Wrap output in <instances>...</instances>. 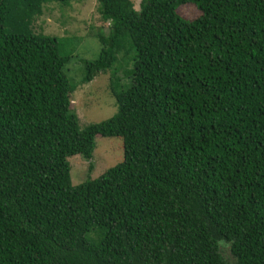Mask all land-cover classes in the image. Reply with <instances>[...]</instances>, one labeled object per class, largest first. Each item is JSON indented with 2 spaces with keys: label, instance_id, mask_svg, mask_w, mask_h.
I'll return each mask as SVG.
<instances>
[{
  "label": "trees",
  "instance_id": "trees-1",
  "mask_svg": "<svg viewBox=\"0 0 264 264\" xmlns=\"http://www.w3.org/2000/svg\"><path fill=\"white\" fill-rule=\"evenodd\" d=\"M76 1L0 0V264H264V0H94L107 32L81 82L118 53L129 82L84 129L71 54L31 29ZM96 136L122 160L73 186L67 158L90 173Z\"/></svg>",
  "mask_w": 264,
  "mask_h": 264
},
{
  "label": "rangeland",
  "instance_id": "rangeland-1",
  "mask_svg": "<svg viewBox=\"0 0 264 264\" xmlns=\"http://www.w3.org/2000/svg\"><path fill=\"white\" fill-rule=\"evenodd\" d=\"M137 9L140 0H130ZM41 15L31 23L36 34L57 38L62 54H71L70 64L65 74L75 90L69 95L70 109L76 115L78 128L84 129L90 124L102 122L116 113L114 99L110 93V81L119 79L121 85L127 84V71L130 68L128 55L118 53L116 63L111 69L99 73L88 83H82V61H93L97 58L101 45L97 35L107 32V23L100 20L96 12L94 0L70 2L61 6L58 3L43 4ZM176 13L186 20L199 16L198 10L191 4H184L176 9ZM101 32V33H100ZM122 148L120 138L95 137L92 152V170L87 171V162L79 155L67 158L70 170V182L73 186L87 178L95 179L106 169L121 162ZM95 240L94 232L88 235ZM225 259L229 260L228 249L221 247ZM231 264V263H230Z\"/></svg>",
  "mask_w": 264,
  "mask_h": 264
}]
</instances>
